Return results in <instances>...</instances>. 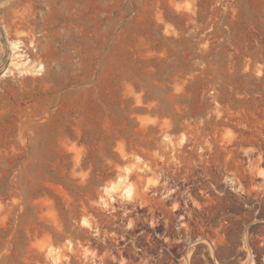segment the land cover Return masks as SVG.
<instances>
[{
  "label": "rangeland",
  "instance_id": "1",
  "mask_svg": "<svg viewBox=\"0 0 264 264\" xmlns=\"http://www.w3.org/2000/svg\"><path fill=\"white\" fill-rule=\"evenodd\" d=\"M262 169L264 0H0V264H264Z\"/></svg>",
  "mask_w": 264,
  "mask_h": 264
},
{
  "label": "clouds",
  "instance_id": "2",
  "mask_svg": "<svg viewBox=\"0 0 264 264\" xmlns=\"http://www.w3.org/2000/svg\"><path fill=\"white\" fill-rule=\"evenodd\" d=\"M11 47L15 51L16 49H18L20 47V42L11 43ZM13 66L15 68H17V69H19L21 67V65L16 64L15 61H13ZM5 74L8 75V74H11V73H5ZM20 74L21 75H24L25 73L24 72H21ZM258 75H259V73H258ZM228 135L230 136L231 133H229ZM165 139L167 140L168 137H165ZM181 143H183V140L181 141ZM201 151H203V149H201ZM124 158L127 159V157H124ZM136 161L138 163H143L142 159L139 156L136 157ZM135 169H137V164H133V165H131L129 167H125V168L121 169V171L130 175L132 173V171L135 170ZM146 169L147 170H150V169H148V165L147 164H145L143 168H139L138 170L140 172H143ZM259 175L260 176H264V169L260 170ZM126 183H127V176L120 177V184H119V186H117V185L114 184L110 188H106L105 189V194L108 195L109 197H111V195H112L113 192L120 191V188L123 187L124 184H126ZM158 183H159V181L157 179H154V178H150L148 180V186H154V185H156ZM148 186H146L144 188V191L145 192L148 191ZM133 193H134V186L133 185H128V187L124 189V196H123V198L124 199H128V200H131L133 198ZM105 207H107V205H105ZM84 224H85V226H88L87 221H84ZM131 226L132 225L129 224V227H131ZM50 254H51V251H50ZM249 259L250 260L252 259L251 253H249ZM245 264H247V261H245ZM252 264H255L254 260H253Z\"/></svg>",
  "mask_w": 264,
  "mask_h": 264
}]
</instances>
